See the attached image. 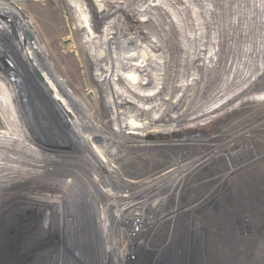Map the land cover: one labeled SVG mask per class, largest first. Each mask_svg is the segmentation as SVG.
Instances as JSON below:
<instances>
[{
    "label": "rangeland",
    "instance_id": "obj_1",
    "mask_svg": "<svg viewBox=\"0 0 264 264\" xmlns=\"http://www.w3.org/2000/svg\"><path fill=\"white\" fill-rule=\"evenodd\" d=\"M120 2L116 7L114 0L0 3V72L18 92L14 98L0 78V133L12 134L20 142L31 137L49 153H40L47 160L32 161L33 166L20 164L36 172L46 170L26 181L34 190L53 198L50 186L39 184L40 179L59 185L74 178L75 184L69 189L72 195L54 202L48 197L31 198L34 192H24L19 183L0 194V264H264V100L247 98L264 91V34L256 36L253 26L245 41L241 39L243 26H251L244 17L257 11V2ZM97 16L98 32L93 35L86 22ZM234 20L239 21L232 28ZM231 30L238 39L232 38ZM231 41L237 57L228 63ZM113 42L119 58L106 50ZM246 45L251 47L249 53ZM200 46L213 51L212 67L204 79L201 70L194 74L191 64ZM100 52L109 59L103 60L105 66ZM241 55L251 60L241 62ZM245 70L248 75L241 78ZM107 74L128 90V96L119 93L116 100L147 109L138 110L140 122L129 124L136 126L132 135L125 134L106 149L96 132L109 134L114 128L105 93L111 87ZM199 77L200 82L191 87L182 85ZM225 77L232 80L224 94ZM236 90L241 93L227 102L230 109L213 112L203 122L186 120L206 102ZM55 94L91 127V133L83 127L78 131L83 137L89 135L94 145L79 140L72 123L63 121L69 118L54 107H58ZM118 110L122 113L118 120L124 118L128 125L129 114L124 108ZM154 127L162 132L147 133ZM92 132L98 138L92 139ZM97 147L106 159L93 154ZM115 147L117 156L112 158L109 150ZM175 161L185 166L173 175L177 179L173 187L155 179L171 170ZM113 167L117 175L110 173ZM168 175H164L167 181ZM105 176L107 182L101 179ZM115 177L134 182V188L141 186V197L148 188L164 189L156 201L165 196V205L138 225L125 219L128 212L112 218L116 209L103 191ZM148 181L152 185L146 188ZM121 184L119 191L124 192ZM100 217L106 231L99 225ZM106 239L115 244H104ZM124 245L131 248L126 251L130 262L108 258L107 250L112 246L113 251L121 250Z\"/></svg>",
    "mask_w": 264,
    "mask_h": 264
},
{
    "label": "bare ground",
    "instance_id": "obj_2",
    "mask_svg": "<svg viewBox=\"0 0 264 264\" xmlns=\"http://www.w3.org/2000/svg\"><path fill=\"white\" fill-rule=\"evenodd\" d=\"M7 1H15V0H7ZM7 1L6 0H0V3L1 2H7ZM261 1L262 0H255V2H257L256 5H255L256 8H257V11L256 12H254V11L250 12L249 11L248 14L244 17V18H246L245 24L247 22H250L249 24H251V26H243L244 29H243V31L241 33V39L243 37L244 41L246 39V36H245L246 33L247 34L251 33V32L248 33V29L252 28L253 26L255 27L254 34L256 36H261L262 37V33L264 34V30H263V28H264V4H262ZM114 3H115V7H116L121 2H120V0H114ZM97 9L100 10V7L97 8ZM97 18H98V16L96 18L91 19V20H87V22H86V29L89 30L90 33H92L93 35H95V32L96 33L98 32L97 31L98 26H96L97 24L95 25V21L97 20ZM238 21L239 20L235 21V24H233L232 28L237 27L235 25H238V23H237ZM231 31H232L233 36H234L232 38L238 39L239 35H234V34H237V33H235L233 30H231ZM140 33H143V32H140ZM119 41L120 40L118 39L117 44L119 43ZM234 41H236V40H234ZM234 41H231L232 43L228 44V45H230V46H228V49H230L231 51H235L234 53H232L231 51L229 52V57L230 58H229V60L227 59L228 63L231 61V57L233 58V56L235 54H236V57H237V53H236L237 50H235L234 47H233ZM229 42H230V40H229ZM108 45H109L110 49L107 47L109 50L108 49H106V50L107 51H111L113 53V55H114V58H117V57L119 58V56L116 53V51L118 50L119 47H116L115 46L116 44L114 42L113 43H109ZM245 47H246L247 51L248 50L250 51V49H251L250 45H246ZM120 48L125 50V46L123 44L120 46ZM249 51H248V53H249ZM212 52L213 51H212L211 47H209V46L206 47V48L200 46V47H198L196 49L194 55L191 58V64H192V68L194 69V74L195 75H197L199 70H201L204 73L202 75V78L204 79V77L206 76V73L209 72V67L211 66L210 64L212 63L209 60V58H212ZM97 55L101 59L102 66H105V62L103 60L104 59H107V61L109 60L106 57L105 52L97 53ZM152 58L156 59L157 56L155 54H152ZM249 60H251V59L249 58L247 60H244L243 59V55H241V59H240L241 62L242 61L243 62H247ZM117 61H118V59H116L115 63H119ZM233 64H242V63L233 62ZM122 67L123 66L119 67L120 71H124V69ZM133 69L135 70V72L138 71L136 66H134ZM133 69L130 70V71H133ZM233 72L235 73V69H233ZM107 75L109 77L108 78L105 77V79L108 80V83H110V86L113 87L115 85V89H111V87H108L105 90L106 91L105 93H107V96L109 98V100H108L109 103L108 104H109L110 108H112V111H111L112 114H111L110 121H111L112 125L114 126V128H113V132H108L109 134H104V132H101V131H97L96 132V134L98 135L99 139H103L106 142V145H105L106 149H107V146L109 147V146L112 145V143H113L112 141H116V140H118V138L124 137L125 134L132 135V133L134 132V129H135L136 126H135V124H133V125H129V124H131L132 121H139L137 119V117H136L137 114H138V110H140L141 113H144L145 110L147 109V108L144 109L143 107H139V106L137 108H135L134 107L135 104L133 103V101L127 100V102H128V103L126 102L127 104L126 103L122 104V102L116 100V98H117L119 93L120 94L122 93L125 96H128V94H129L127 92L128 90H123L122 89L123 87L119 88L118 85L114 84L112 82V74L111 75L107 74ZM241 75H242L241 78H246L247 75H248V71L247 70H245L244 72L242 71ZM0 78L2 79V83L4 84V86L6 87L8 92H10V94L14 98H16L18 96L17 95L18 92L13 87V85L9 82V79H8L6 73L1 71L0 72ZM184 80H186V79L182 78V80H180V81H184ZM200 80H201V77H199L197 79H193V80L188 81V82L184 81V82H182V85H188L189 87H191L196 82L197 83L200 82ZM231 80H232L231 77H228V78L225 77L224 78V82H223L224 85H223V88H222L223 93H224V90H228L229 83H230ZM44 91L48 92V90L46 91V89H44ZM240 93H241L240 90H236V92L226 93V95L224 97L221 96L215 101L214 100H210L209 103L206 102L198 111L197 110L194 111L186 120H188L189 122H197L198 120H202L201 122H203L205 119L209 118V116L213 112H217L218 114L219 113L221 114V113L224 112L225 109H230V108H227V102L231 98H233L234 96L239 95ZM175 97H177V94L175 95ZM247 98H250L251 100L252 99L264 100V91L254 92V93L250 94ZM53 100H55L56 104L58 105V107H56L53 104V106L58 110L59 115L60 114H61L60 116L67 115V117L70 119V120L68 119L66 121H65V119L64 120L62 119V120L65 123H69V122L72 123L71 126L73 128H75L74 130L76 132H78L76 135H80L79 140L85 141L86 143H88L90 145H94V143L92 142V140L89 137V135L87 134V132H85V136L88 135V138H90V139H88L87 137H83L84 135L80 134L79 131H78V127H80V128L83 127L84 131H88L89 133H91V131H92L91 127H86L84 123L80 122L79 118L76 117L75 112H73L72 107L70 106V104L66 100H64L60 95L55 94V97H53ZM83 103L87 104V102H85V101H83ZM234 106H236V104ZM122 108H124L125 111L129 114V118L127 120L130 121V122L128 123V125H127V122L124 121V118L121 121L118 120L117 116L119 114L122 115V113L118 109H122ZM123 116H126V115H123ZM212 116H214V114ZM172 118L173 117H171V119ZM114 120H115V122H114ZM144 120L145 119L142 118V121H144ZM115 123H118L119 126L115 125ZM158 131H161V130L158 127H156V128L154 127V128H149V132H147V133H151L152 134V133H156ZM94 134H95V132H92V139L93 138L94 139L98 138V137H94L93 136ZM81 136H82V138H81ZM29 138L30 139H26L25 142H20V141L14 139V136L12 137V134L0 133V182H2V185H0V194H4V192H6L8 190H11L13 187H16V185L19 183L21 187L24 185V188H23L24 192H28V193H31V194H32V192H34L31 195V198H33V199L34 198L43 199V198H47L48 197V198H50L52 200V202H54V201L58 200L60 197H62V196L66 197L67 195H69V196L72 195V194H70V193H72V191H70L69 189L70 188L74 189L73 187H75L74 186L75 184H74V181H73L74 178L66 179L67 181L65 180V182L64 181L58 182L59 185H56L55 180H54V182L51 181V180H47L48 181L47 182L44 179H40L41 182H39V184H44L45 187H46V185L50 186V191L49 192L53 191V194H54L53 198H51V195L46 193V192H44L43 190L42 191L41 190H34L33 185H31V184L29 185L26 182V181L29 180L30 177H33V176H36V175L42 176V174H44L46 170L37 171L36 172L34 169L30 170V169H26V168H20L21 167L20 164H24V163L28 164L29 163V165H31L32 161H39L40 159L47 160V157L42 158L40 156V153L45 155V156L49 155V153H47L43 148H41V146L35 140L33 141V139L31 137H29ZM102 146L104 147V145H102ZM95 148H96V146H95ZM39 149L41 151L37 152ZM102 150L103 149L100 150L97 147V151L95 150V153L93 152V154L97 153L96 155H98V157L106 159L104 154H103L104 152ZM115 151H116V147L109 150L110 155H111L112 158L115 157V155H116ZM33 164L34 163H32V166H33ZM183 166L184 165H180L178 163V161L177 162L175 161V163L172 164V166H171L174 169L173 173H179V171H182L180 169H182ZM115 169H116V167H113V170L110 173H114V174L116 173V175H117V171ZM108 172L109 171H107V173ZM169 172L170 171H167V173H169ZM116 175H114V176H116ZM158 175H160V176H158ZM164 175H165V172L157 174L158 177H161V176H164ZM99 176H100V173H99ZM158 177H157V179H158ZM101 179L103 181L107 182V177L106 176L104 178L102 177ZM119 179L120 178H116L115 177L114 184H112V182H110V180H108L109 183L105 182L107 184L106 185L107 186L106 187L107 191H105V189L103 191L104 193H106L108 195V197L110 199L109 201H111V205H113L115 207V209H116L115 212H114L116 214H113V216L111 214L112 218L119 219L118 218L119 216L121 217V215L125 214V212H128V214L125 215V219L129 223L132 222V224L135 223L136 225H138L139 223H137V222H143L144 220H146L145 218H147V217L151 216V214H153V210L160 211L162 209V207L165 205V203L167 201L166 200L167 198L165 196H164V198L161 199L162 202L158 201V202H160V203H158L156 201L157 200L156 195L160 191H162L164 189L158 190L160 188L159 187L155 192H153V194L151 196H147L146 198H138L139 194H138L137 190H138V188L140 186L139 187L137 186L136 188H134L133 187L134 186V182H131V181H128V180L122 179V178H121L122 180L120 179L121 180V182H120ZM156 180L154 182H156ZM175 180L177 181V179H174V177H173L172 179H170V180H168V181H166L164 183H170L168 185H170V187H173V185L176 182ZM51 182H53L54 184L51 183ZM148 182L149 183L144 184V187H146L148 184L152 185V183L150 181H148ZM120 183H123V184H121V186L123 187V190H125V191L127 190L125 188L133 187V189H135L134 190V194L125 195L124 194L125 192L123 193V191H119V187H118L119 185H117V184H120ZM54 185H55V187H53ZM27 186H29V187H27ZM97 188L100 190L101 187L97 186ZM58 189H60V192L62 194L61 196L58 194L59 193L57 191ZM37 192H39V193H37ZM0 197H1V195H0ZM176 200H177V198H176ZM0 201H1V198H0ZM47 201H48V199H47ZM121 202L122 203L124 202V204H122ZM51 205H53V204H51ZM145 209H147L148 211L146 212ZM107 216H109V215H107ZM104 217H105V215H104ZM104 217H103V219H104ZM100 219H101V217H100ZM108 219L110 220L111 218L108 217ZM127 221L125 223H128ZM98 222H100L99 225L102 228V231H106V230H103V228L105 229L106 226H104L102 219L99 220ZM104 223H106V222H104ZM131 232H135V231H131ZM114 242H115V240L113 242H111V241H109L107 239L104 240V244H106V245L115 244ZM110 246H107V247L109 248ZM127 246H129V243H127ZM127 246L124 245V247L122 249L120 248L121 250H117V251H113L112 248H114V247L112 246L111 249L107 250L106 254L108 255L109 259L112 257V258H114L113 259L114 261L116 260L119 263L120 262L125 263L126 261L130 262V259H132V257L126 251H130L131 248L129 247L130 249H128Z\"/></svg>",
    "mask_w": 264,
    "mask_h": 264
},
{
    "label": "built area",
    "instance_id": "obj_3",
    "mask_svg": "<svg viewBox=\"0 0 264 264\" xmlns=\"http://www.w3.org/2000/svg\"><path fill=\"white\" fill-rule=\"evenodd\" d=\"M115 152H116V151H115ZM167 171H170L168 177H169V176H170V177H171V176L173 177V175L175 176V173H173V172H174V169H173V168H171V170H167ZM167 171H166L165 173H167ZM167 174H168V173H167ZM172 177H171L170 179H172ZM134 184H135V183H134ZM130 185H131V184H130ZM137 185H138V184H137ZM148 185H149V184H148ZM148 185L146 186V188L148 187ZM138 187H139V186H138ZM154 188H155V187H154ZM138 189H139V190H142L143 188L140 186ZM155 189H157V188H155ZM147 190H148V191H145L146 194H145L144 196H142V197H141V192L137 190V191H138V194H139L138 198H146L147 196H151V195L153 194V192L156 191V190H155V191L151 192L152 189H150V188H148ZM124 192H125V193H124ZM124 192H123V193H124L125 195H127V194H134L133 187H131V188H130V187L127 188V190H126V191L124 190ZM147 192H148V194H147ZM121 203H122V202H121ZM122 204H124V202H123Z\"/></svg>",
    "mask_w": 264,
    "mask_h": 264
},
{
    "label": "flooded vegetation",
    "instance_id": "obj_4",
    "mask_svg": "<svg viewBox=\"0 0 264 264\" xmlns=\"http://www.w3.org/2000/svg\"><path fill=\"white\" fill-rule=\"evenodd\" d=\"M224 93H225V90H224ZM184 166H185V165H184ZM184 166H183V167H184ZM158 176H160V175H158ZM158 176H157V177H158ZM157 177H156L155 179H157ZM177 177H178V176H177ZM158 179H159V180H158ZM158 179H157V180H158V181H161V182H162V181L164 182L165 180L167 181L166 177H164V176L158 177ZM174 179H175V177H174ZM172 184H173V183H172ZM173 186H174V185H173ZM177 195H178V194H177Z\"/></svg>",
    "mask_w": 264,
    "mask_h": 264
},
{
    "label": "water",
    "instance_id": "obj_5",
    "mask_svg": "<svg viewBox=\"0 0 264 264\" xmlns=\"http://www.w3.org/2000/svg\"><path fill=\"white\" fill-rule=\"evenodd\" d=\"M36 74L41 78V76H40V74H39V72L38 71H36Z\"/></svg>",
    "mask_w": 264,
    "mask_h": 264
}]
</instances>
